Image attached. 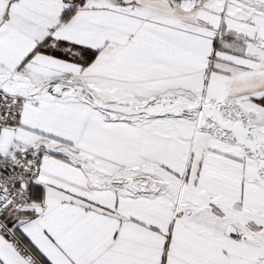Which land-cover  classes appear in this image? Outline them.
Segmentation results:
<instances>
[{
	"label": "snow or ice",
	"instance_id": "1",
	"mask_svg": "<svg viewBox=\"0 0 264 264\" xmlns=\"http://www.w3.org/2000/svg\"><path fill=\"white\" fill-rule=\"evenodd\" d=\"M0 264H264V0H0Z\"/></svg>",
	"mask_w": 264,
	"mask_h": 264
}]
</instances>
